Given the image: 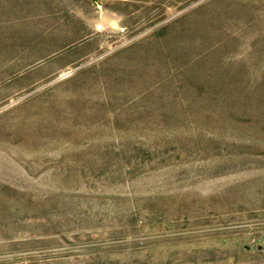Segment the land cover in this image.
I'll use <instances>...</instances> for the list:
<instances>
[{"label": "rangeland", "instance_id": "374dc122", "mask_svg": "<svg viewBox=\"0 0 264 264\" xmlns=\"http://www.w3.org/2000/svg\"><path fill=\"white\" fill-rule=\"evenodd\" d=\"M263 248L264 0H0V264Z\"/></svg>", "mask_w": 264, "mask_h": 264}, {"label": "bare ground", "instance_id": "6f19581e", "mask_svg": "<svg viewBox=\"0 0 264 264\" xmlns=\"http://www.w3.org/2000/svg\"><path fill=\"white\" fill-rule=\"evenodd\" d=\"M100 13H101V15L96 20V22H98L100 25H102V28L105 27L106 29H109V30L114 29V27L118 24L117 19H116V13H114L108 9H103L102 11H100ZM92 22L94 23L93 20H92ZM98 27H99V25H98Z\"/></svg>", "mask_w": 264, "mask_h": 264}, {"label": "water", "instance_id": "95a60500", "mask_svg": "<svg viewBox=\"0 0 264 264\" xmlns=\"http://www.w3.org/2000/svg\"><path fill=\"white\" fill-rule=\"evenodd\" d=\"M258 248H261V246H258L257 245V249ZM264 249V248H263ZM233 259H234V257L233 256H231L230 258H229V260H228V262H219L218 264H234L233 263ZM149 264H151V263H149ZM181 264H192L191 262H184V263H181ZM202 264H209V261H204V262H202ZM241 264H243V263H241ZM261 264H264V263H261Z\"/></svg>", "mask_w": 264, "mask_h": 264}]
</instances>
